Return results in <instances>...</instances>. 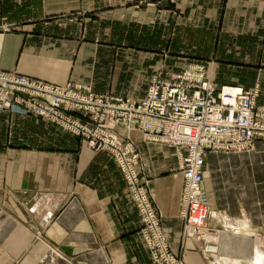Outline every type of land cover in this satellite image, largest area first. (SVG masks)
<instances>
[{"label":"crops","instance_id":"0c3cea01","mask_svg":"<svg viewBox=\"0 0 264 264\" xmlns=\"http://www.w3.org/2000/svg\"><path fill=\"white\" fill-rule=\"evenodd\" d=\"M195 58L214 61L217 83L256 87L264 105V0H0V69L140 100L153 72ZM116 130L140 153L170 249L216 264L224 232L215 254L182 233L177 147ZM204 157L211 233L237 222L264 240V138ZM140 226L109 152L43 116L0 110V264H152Z\"/></svg>","mask_w":264,"mask_h":264},{"label":"built area","instance_id":"2783aa9c","mask_svg":"<svg viewBox=\"0 0 264 264\" xmlns=\"http://www.w3.org/2000/svg\"><path fill=\"white\" fill-rule=\"evenodd\" d=\"M215 89L200 64H193L182 74H173L171 79H162L160 72L152 74L139 101L96 93L84 83L56 84L0 69V108L42 114L84 134L90 146L105 149L114 156L139 212L141 234L153 264L186 263L182 254L173 252L168 245L134 141L114 134L111 126L123 122L130 130H139L146 140L163 139L181 149L175 169L182 173L183 234L203 237L204 231H208L206 220L210 211L201 186L205 149L249 148L255 139L264 137V120L256 118L257 114L264 116V107L255 108L258 91L224 84L215 96ZM61 105L89 112L93 123L89 125L68 116ZM104 109L109 115V124ZM180 125L184 127L180 129Z\"/></svg>","mask_w":264,"mask_h":264},{"label":"rangeland","instance_id":"374dc122","mask_svg":"<svg viewBox=\"0 0 264 264\" xmlns=\"http://www.w3.org/2000/svg\"><path fill=\"white\" fill-rule=\"evenodd\" d=\"M193 64H200V65H203V67H204V69H205V71H206V73L210 76V79H211V82L215 85V91H214V95L216 96L217 95V90H218V88H220V86L221 85H224V84H229V85H238V84H231V83H217L214 79H213V74H214V61L213 60H211V59H207V60H204V59H199V58H195V59H193V60H188V61H184L183 63H181V64H177V65H175L173 68L171 67V69H169V70H165L164 69V67L163 68H161V69H158V70H156L155 72H153V74L154 73H158V72H160V75H161V78L162 79H171L172 78V75L173 74H182L185 70H187L188 68H190V67H192L193 66ZM2 70H4V69H2ZM6 71H10V70H6ZM240 86H242V85H240ZM243 87V86H242ZM245 88V87H244ZM247 89V88H246ZM248 89H250V88H248ZM93 90V89H92ZM254 93H255V90L256 91H258V89L255 87V88H252L251 89ZM93 92H95L94 90H93ZM97 93V92H96ZM104 94H107V93H104ZM108 94H110V93H108ZM114 95V94H113ZM114 96H117V95H114ZM257 96H258V93H257ZM256 96V97H257ZM118 97H121V96H119L118 95ZM134 100H136V99H134ZM139 100V99H138ZM137 100V101H138ZM261 107H264V105H257L256 104V98H255V108L256 109H259V108H261ZM0 110H8V111H10V112H17V113H21L20 111H17V110H11V109H8V108H0ZM61 110L63 111V112H65L68 116H71V117H73L74 119H78L79 121H81V122H83V123H86V124H89V125H91L92 123H93V119H92V116H91V114L89 113V112H87V111H85V110H81V109H78V108H73V109H69L68 107H66V105H61ZM21 114H33V115H40V116H43V117H45V118H47L46 116H44V115H42V114H38V113H34V112H29V113H21ZM259 118L260 120H264V116H259V114H257L256 115V118ZM48 120H50V121H52V122H54V123H56V124H58L57 122H55L54 120H51V119H49V118H47ZM106 123L108 124V118H106ZM58 125H60V124H58ZM60 126H62V125H60ZM62 127H64V126H62ZM64 128H66V129H68V130H70L71 132H73V133H75V134H77L78 136H80V138H82V139H84L85 140V142L87 143V145L89 146V147H91L93 150H100V149H96V148H94V147H92V146H90L89 144H88V138L84 135V134H82V133H76V132H74V131H72L71 129H69V128H67V127H64ZM127 128H129L128 126H127ZM131 131H134V130H131ZM128 132V131H127ZM142 136V135H141ZM124 138V137H123ZM127 138H130V137H125L124 138V140H127ZM143 138V137H142ZM264 138V137H263ZM131 139V138H130ZM257 139H259V138H257ZM257 139H255L254 140V142L257 140ZM146 140V139H145ZM154 142H158V143H168V144H171V143H169V142H166V141H161V140H156V141H154ZM254 142H253V146H254ZM172 145V144H171ZM253 146L252 147H249V148H241V149H238V150H249V149H251V148H253ZM136 147V146H135ZM137 149V148H136ZM207 149H212V150H222V149H213V148H207ZM207 149H205V151L207 150ZM105 150V149H104ZM183 150H185V148H183ZM107 151V150H106ZM138 151V150H137ZM204 151V152H205ZM223 151H235V150H224L223 149ZM107 152H109V151H107ZM139 152V151H138ZM110 153V152H109ZM111 154V153H110ZM179 154V153H178ZM112 155V154H111ZM139 155H140V153H139ZM112 157L114 158V156L112 155ZM179 158V157H178ZM115 159V158H114ZM115 161H116V159H115ZM204 161H205V157H204ZM117 162V161H116ZM118 164V163H117ZM178 164V163H177ZM119 166V165H118ZM177 166V165H176ZM140 167H141V157H140ZM120 168V167H119ZM176 168V167H175ZM121 170V169H120ZM122 172V171H121ZM123 174V173H122ZM124 177V176H123ZM126 182V181H125ZM127 185V184H126ZM181 189H182V185H181ZM180 194H181V192H180ZM137 208V207H136ZM139 213V212H138ZM140 216V215H139ZM208 216H209V214H208ZM208 216H207V219H208ZM206 222H207V220H206ZM240 224L241 223H235V228H233L232 227V225H234L233 223H232V225H230V229H224L225 228V224H224V226L223 227H220L219 228V230L220 229H224V230H222L220 233H216V234H213V233H211V232H216V231H218V230H214V228H210L209 227V225L208 224H206L207 225V230H208V232H210V233H207L206 235H205V237H203L205 240L208 238V239H210V243H212L213 244V242L212 241H214V242H216L215 244H216V246H212V247H217V246H219L220 245V242L222 241L223 242V236L221 237V241H219V239H218V236L220 235H222V233H223V235H225V234H229V235H231V234H233L234 233V231H237V230H239V228H242L243 227V225L241 224V226H240ZM141 227V226H140ZM163 228V227H162ZM183 229H184V226H182V233H183ZM236 229V230H235ZM232 230V231H231ZM241 230V229H240ZM140 232H141V230H140ZM233 232V233H232ZM165 233V232H164ZM166 236V235H165ZM185 236H189V235H185ZM257 236V235H256ZM193 237V236H192ZM242 237V236H241ZM201 238V237H200ZM239 239V240H238ZM166 240H167V238H166ZM232 240V241H231ZM236 240H237V242H236ZM242 242H241V241ZM230 245L231 246H229V244L227 245V247H225V249L223 248V252L225 253L224 254V257L222 256V258L224 259V260H226V261H228V258H229V262L231 263V264H252L251 262V257L253 256V251L250 249H248V250H245V248L243 247V246H241V245H243V241H244V239H242V238H235L234 240L233 239H230ZM168 242V241H167ZM221 242V245L223 246V243ZM233 242V243H232ZM238 242H240L239 243V245H240V247H239V245H238ZM245 242H248V244H249V241H245ZM260 242H261V246H260V248L264 251V240L260 237ZM236 243V244H235ZM242 243V244H241ZM168 245H169V243H168ZM214 245V244H213ZM235 247H234V246ZM207 246V245H206ZM206 246H205V248H206ZM238 248V249H237ZM244 248V249H243ZM230 249H234L233 251H235V252H233L232 250L230 251ZM243 250V251H242ZM240 251V252H239ZM248 251H250V252H248ZM248 252V253H247ZM245 253V254H244ZM246 253H247V256H246ZM226 254H227V256H226ZM231 254H233V255H231ZM232 257H231V256ZM252 255V256H251ZM182 256V255H181ZM237 256V259L236 258H234L233 259V257H236ZM244 256H245V259H244ZM182 259H183V256H182ZM232 259V260H231ZM249 259V260H248ZM184 260V259H183ZM231 260V261H230ZM239 260V261H238ZM249 261H250V263H249ZM237 262V263H236ZM153 264V263H152Z\"/></svg>","mask_w":264,"mask_h":264},{"label":"bare ground","instance_id":"6f19581e","mask_svg":"<svg viewBox=\"0 0 264 264\" xmlns=\"http://www.w3.org/2000/svg\"><path fill=\"white\" fill-rule=\"evenodd\" d=\"M225 89H227V88H225ZM153 90V89H152ZM151 90V91H152ZM99 99V97H97V100ZM139 101V100H138ZM89 101H87L86 103H88ZM114 103H116V104H118L117 102H114ZM104 107H107V106H109L108 104H104L103 105ZM81 109V108H80ZM104 111V117H106V118H108L109 117V115H108V113H107V110L106 109H104L103 110ZM100 113H102V112H100ZM131 116H136L135 114H133V115H131ZM108 124H109V119H108ZM127 124H125V123H123V122H115L111 127H112V129H113V133L114 134H118V136H122V134L120 133V132H118L117 130H116V127H118V129H120L121 131H122V133L124 132V133H126L127 131L129 132V131H131L130 129V127L129 128H127ZM184 126L183 125H180L179 126V128L180 129H182ZM119 130V131H120ZM158 137H161V138H165V137H167L166 135L165 136H163V135H159ZM158 140H163V139H158ZM157 140V141H158ZM179 145H183V143H181V144H179ZM235 151H240V150H235ZM180 152H181V149L180 148H178V157L180 156ZM241 226V225H240ZM243 228V227H242ZM236 230V229H235ZM232 231V230H231ZM207 233H210V232H208V231H204V233H203V237H205V235L207 234ZM233 233V232H232ZM242 236V237H241ZM223 239V246L221 245V247H220V251H219V249L217 250V248H215V247H212V246H214L212 243H210V239H206L205 241H206V250H210L209 252H211V253H216L217 251H219V252H217V254L216 255H214V257H215V263L216 264H231L230 262H229V258H228V261H226V260H224L223 258H222V256L224 257V252H223V248L225 249V247H227V245L229 244V246H231L230 245V242L232 241H230V239H235V238H242V239H244V243H243V245H241V246H243L244 248H245V250H252L253 251V256L251 257V263L252 264H264V251L260 248V246H261V242H260V239L258 238V237H256V236H252V234H248L247 232H245V230H237V231H234V233L233 234H231V235H229V234H225V235H223V237H222ZM239 240V239H238ZM241 241V240H240ZM245 241H249V244H248V242H245ZM236 242H237V240H236ZM242 242V241H241ZM216 243V242H215ZM233 243V242H232ZM239 243L240 242H238V245H239ZM236 244V243H235ZM242 244V243H241ZM234 246V245H233ZM235 247V246H234ZM239 247H240V245H239ZM243 248V249H244ZM238 249V248H237ZM233 251L234 249H230V251ZM216 251V252H215ZM243 251V250H242ZM233 252H235V251H233ZM240 252V251H239ZM248 252H250V251H248ZM247 252V253H248ZM247 253H246V256H247ZM245 254V253H244ZM231 255H233V254H231ZM230 255V256H231ZM226 256H227V254H226ZM232 257V256H231ZM234 258H236L237 259V256L236 257H233V259ZM244 259H245V256H244ZM232 260V259H231ZM230 260V261H231ZM249 260V259H248ZM239 261V260H238ZM237 263V262H236ZM249 263H250V261H249Z\"/></svg>","mask_w":264,"mask_h":264}]
</instances>
